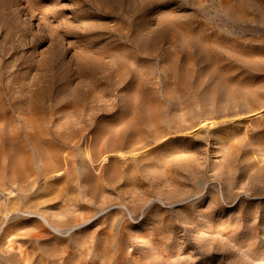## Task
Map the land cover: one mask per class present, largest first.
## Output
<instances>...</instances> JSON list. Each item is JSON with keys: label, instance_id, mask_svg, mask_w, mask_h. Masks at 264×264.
Listing matches in <instances>:
<instances>
[{"label": "rangeland", "instance_id": "1", "mask_svg": "<svg viewBox=\"0 0 264 264\" xmlns=\"http://www.w3.org/2000/svg\"><path fill=\"white\" fill-rule=\"evenodd\" d=\"M0 264H264V0H0Z\"/></svg>", "mask_w": 264, "mask_h": 264}]
</instances>
